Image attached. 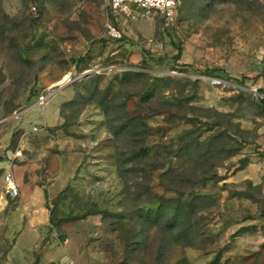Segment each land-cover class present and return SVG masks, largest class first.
Returning a JSON list of instances; mask_svg holds the SVG:
<instances>
[{"label": "rangeland", "instance_id": "1", "mask_svg": "<svg viewBox=\"0 0 264 264\" xmlns=\"http://www.w3.org/2000/svg\"><path fill=\"white\" fill-rule=\"evenodd\" d=\"M260 88L264 0H182L173 19L0 0V253L24 227L16 252L33 244L31 202L52 263L264 264ZM157 199L158 220L143 216Z\"/></svg>", "mask_w": 264, "mask_h": 264}, {"label": "built area", "instance_id": "2", "mask_svg": "<svg viewBox=\"0 0 264 264\" xmlns=\"http://www.w3.org/2000/svg\"><path fill=\"white\" fill-rule=\"evenodd\" d=\"M105 5L119 10L124 13H129L133 8L141 10L145 15H159L165 19H173L182 3V0H104ZM32 11L35 12L36 6H32ZM108 30L116 37L120 36L118 29L107 22ZM48 95L41 94L38 97V103L44 105ZM6 193L10 198H16L20 195L19 187L16 182L12 167L9 165L4 174Z\"/></svg>", "mask_w": 264, "mask_h": 264}, {"label": "crops", "instance_id": "3", "mask_svg": "<svg viewBox=\"0 0 264 264\" xmlns=\"http://www.w3.org/2000/svg\"><path fill=\"white\" fill-rule=\"evenodd\" d=\"M9 197L8 195H6ZM3 198V197H2ZM13 199V198H11ZM0 202H3L0 200ZM4 203V202H3ZM31 204V206H30ZM33 203L25 202L23 204L27 214H28V226L30 227L31 231L35 234L33 244L28 248H21L20 251L17 253V242L23 234L25 227L20 230L18 236L14 244L9 247L6 251L0 253V264H61V262L52 263L55 260L53 253L49 252L48 247H43L40 252L36 253L38 250V243L40 238L39 227L31 228L32 223L36 220L38 222H42L44 224L46 220V215L44 211L40 209L32 208ZM38 211V213H36ZM16 254H20V257H16ZM17 259V261H16Z\"/></svg>", "mask_w": 264, "mask_h": 264}, {"label": "trees", "instance_id": "4", "mask_svg": "<svg viewBox=\"0 0 264 264\" xmlns=\"http://www.w3.org/2000/svg\"><path fill=\"white\" fill-rule=\"evenodd\" d=\"M180 54H181V50L179 49L177 54L175 55V60H178L179 57H180ZM127 73L125 74H130V75H134V76H139L141 74V72H138V71H126ZM100 77L97 75H90L88 76L87 78V81L88 82H84L85 84H88L87 85V91H94V92H97L99 91V83H100ZM170 77L169 76H163V77H156V80H167L169 79ZM153 83V82H152ZM150 83V84H152ZM149 89V88H148ZM110 88L109 87H106L104 88V90L102 91V99H101V102L99 103L100 107L104 110L105 113H107L106 111V103L108 102V94L110 92ZM259 92H261L262 94H264V88H260L259 89ZM261 102L263 103L264 105V98H261ZM143 154H147L148 153V148H144L143 151H142ZM64 191L61 192V194H63ZM147 203H144L143 205H141L140 207V212L143 214V216L145 217H154L156 218V220H158V218L160 217V213H162V206L163 204H161V201L159 199L157 200H153V201H146Z\"/></svg>", "mask_w": 264, "mask_h": 264}, {"label": "water", "instance_id": "5", "mask_svg": "<svg viewBox=\"0 0 264 264\" xmlns=\"http://www.w3.org/2000/svg\"><path fill=\"white\" fill-rule=\"evenodd\" d=\"M89 73H91V71H86V72H84L81 76H85V75H87V74H89Z\"/></svg>", "mask_w": 264, "mask_h": 264}, {"label": "bare ground", "instance_id": "6", "mask_svg": "<svg viewBox=\"0 0 264 264\" xmlns=\"http://www.w3.org/2000/svg\"><path fill=\"white\" fill-rule=\"evenodd\" d=\"M68 77H66V79H67Z\"/></svg>", "mask_w": 264, "mask_h": 264}]
</instances>
